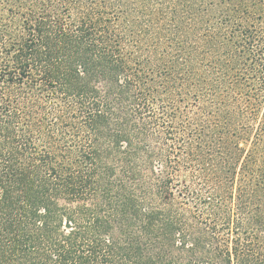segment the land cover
Listing matches in <instances>:
<instances>
[{
    "label": "trees",
    "instance_id": "obj_1",
    "mask_svg": "<svg viewBox=\"0 0 264 264\" xmlns=\"http://www.w3.org/2000/svg\"><path fill=\"white\" fill-rule=\"evenodd\" d=\"M0 14V264H264V0ZM159 94L201 104L183 158L206 194L175 189L173 151L137 122Z\"/></svg>",
    "mask_w": 264,
    "mask_h": 264
},
{
    "label": "rangeland",
    "instance_id": "obj_2",
    "mask_svg": "<svg viewBox=\"0 0 264 264\" xmlns=\"http://www.w3.org/2000/svg\"><path fill=\"white\" fill-rule=\"evenodd\" d=\"M0 18H3L1 14ZM0 23H2L1 19ZM146 101V105L143 104L145 109L137 117V122L139 124L143 122L147 123L151 134H153V138H158L159 140H156L158 147L163 146L165 149L173 151L168 171L174 178L173 185L175 189H181L179 181L186 180L193 192L206 194L208 187L198 175L197 167L183 158L188 126L193 118L200 114V102H195V98L191 96L181 98L177 94L169 96L159 94L156 97L150 95ZM47 105L44 108L47 112H50V120H54L56 113L61 111L62 107H59L56 102H51ZM254 106L258 107L256 103H254ZM254 106L247 105L246 107ZM168 129L174 134V140L165 143L163 137ZM156 169L157 171H161L163 167L157 164ZM176 197L180 201L181 198L178 192H176ZM195 202H197L196 197L190 194L189 200L186 201L187 205L194 207L196 205Z\"/></svg>",
    "mask_w": 264,
    "mask_h": 264
}]
</instances>
